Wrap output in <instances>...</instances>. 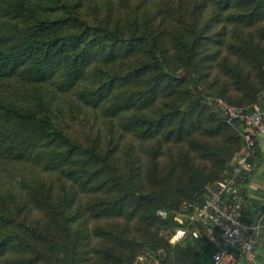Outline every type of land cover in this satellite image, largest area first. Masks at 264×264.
Here are the masks:
<instances>
[{
	"label": "trees",
	"instance_id": "16d2710c",
	"mask_svg": "<svg viewBox=\"0 0 264 264\" xmlns=\"http://www.w3.org/2000/svg\"><path fill=\"white\" fill-rule=\"evenodd\" d=\"M41 1L0 0V168L13 165L31 170L29 177L19 180L29 199H36L47 185L46 180L35 173L37 168L64 175L72 184L68 191L74 190V193H94L103 188L106 182L102 178L103 170L110 172L114 184L119 185L107 156L82 148L47 114H42L39 108L53 106V102L64 106L59 95H64L65 101L75 108L83 107L118 121L136 106L155 108L145 118L133 116L122 123L124 131L136 133L143 140L159 138L160 143L186 145L190 165L189 152L198 151L205 159L217 162L216 180L223 179L240 143L227 128L223 114L203 103L202 95L206 91L197 92L191 86L200 88L202 81L207 88L216 87L220 90L219 98L232 107H250L264 96V0H215L212 4L196 0L198 10L209 14L206 22L211 25L209 31L216 29L215 24L222 26L213 37L200 36V40L192 42L175 39V54L166 50L165 34L157 28L142 33L134 30L126 35L118 29L92 25L82 17L102 6L113 7L128 0H55L64 11L59 19L40 15L36 9ZM140 1L150 12L162 0ZM227 16H235V20L245 25L248 37L241 47L240 58L248 62V68L242 66L240 60L233 65L221 56ZM140 45L144 49L143 57L127 75L98 78L101 65L135 55ZM223 59L226 61L222 62ZM215 62L223 70L222 77L219 73L212 75L211 66ZM220 137L222 140H218ZM206 139H215L216 143L212 145ZM169 174L173 175L172 169ZM189 181L194 182L193 175L189 176ZM48 190L52 192L51 188ZM148 193L150 200L135 194V211H146L151 224L166 230L173 227L176 213L188 205L175 208L156 193ZM127 195L116 197L101 215L121 213ZM205 198L197 197V205L188 211L201 206ZM0 199L12 201L16 193L10 189L0 191ZM158 210L168 211L169 217L159 218ZM19 227L21 224L13 218L0 213V264L6 254L24 249V229L44 241L45 247L34 249L36 256L29 260L21 258L23 262L76 264L80 242L66 226L54 240L39 230ZM182 243L188 244L176 255L184 259L185 264H213L215 248L207 240ZM189 243L195 246L190 248ZM170 248L167 239L154 245L155 250L167 252L163 264H168L170 257L174 259L175 253L172 257ZM124 259L132 262L131 257Z\"/></svg>",
	"mask_w": 264,
	"mask_h": 264
},
{
	"label": "rangeland",
	"instance_id": "374dc122",
	"mask_svg": "<svg viewBox=\"0 0 264 264\" xmlns=\"http://www.w3.org/2000/svg\"><path fill=\"white\" fill-rule=\"evenodd\" d=\"M206 1L207 4L215 2ZM36 10L43 17L50 19H59L64 15L60 3L55 0H42ZM237 12L235 10L234 14ZM82 17L92 25L99 24L109 29H118L126 35L132 34L134 30L142 33L149 28H157L165 34L164 46L170 54L177 52L175 39L181 41L187 39L192 42L195 39L200 40V36L213 37L219 33L222 26L215 24L216 29L210 32L211 25L206 23L209 14L198 10L196 0H162L150 12L142 6L140 0H128L118 2L113 7L102 6L91 15ZM234 17H226L229 21L222 37L224 49L221 56L232 64L240 60L241 65L248 68V62L240 58L243 52L241 47L248 37L247 30L245 25L240 24ZM137 50L135 55L123 56L113 63L101 65L97 71L98 78L105 79L113 74L127 75L135 62L143 57V47L140 45ZM211 71L212 75L219 73L222 77L223 70L216 62L212 63ZM199 86L200 88L192 85L191 89L197 92L206 91V94L202 95L203 103L211 105L217 113L224 116L222 104H227L219 98L220 90L216 87L207 88L202 81ZM59 99L64 101V106L53 102V106L39 108L42 114H47L82 148L107 156L108 163L114 168L115 177L119 179V185L114 184L110 172L103 170L102 178L106 180L103 188L94 193H74V190L68 191L67 188L72 184L64 175L53 171L43 172L37 168L35 173H39L47 185L36 199H29L27 193L21 189L19 180L23 176L29 177L31 170L6 165L0 168V191L4 192L7 189L14 191L16 199L12 201L0 199V213L21 224L19 228L39 230L46 233L51 240L56 239L62 227L66 226L73 236H78L80 242L76 264H137L136 255L138 257L142 253L160 251L155 250L154 245L160 240L166 241V229L158 224H151L146 211H135V194L148 195V192L152 191L175 208L183 204L194 207L198 202L197 197L207 196L210 190L216 188L218 182L230 173L232 165L239 162L246 150L243 138L246 129L240 124L231 126L227 123V128L233 132V137L237 138L240 147L230 159L223 179L216 180L219 166L215 160L212 162L198 151H190V165L186 156L188 153L186 145L160 143L159 138L143 140L136 133L124 131L122 123H127L133 116L145 118L155 108L149 110L136 106L130 114L118 121L83 107L75 108L65 101L64 95H59ZM160 101L159 98L158 105ZM206 140L212 145L216 143L215 139ZM171 169L173 175L169 174ZM190 175H193L194 182L189 181ZM49 188L52 192H49ZM124 193L128 195L121 213L112 216L101 215L116 197H121ZM29 232L24 229L22 233L26 240L24 249L22 251L16 249L6 254L2 257L1 264H34L23 262L21 258L29 260L36 256L34 249L41 250L45 246L44 241L33 237ZM186 244L188 243L171 245V255L173 257L174 252L175 256L174 259L170 257L168 264H185L184 259L179 258L176 253L185 248ZM194 246L189 243L190 248ZM161 251L166 257L167 252L164 249ZM125 257H131L132 262L126 261ZM55 261L59 263L56 258Z\"/></svg>",
	"mask_w": 264,
	"mask_h": 264
},
{
	"label": "built area",
	"instance_id": "2783aa9c",
	"mask_svg": "<svg viewBox=\"0 0 264 264\" xmlns=\"http://www.w3.org/2000/svg\"><path fill=\"white\" fill-rule=\"evenodd\" d=\"M226 122L246 128L243 138L246 150L230 173L216 188L210 190L201 206H186L176 213L175 224L166 230V239L171 245L186 240H207L214 248L213 264H261L258 258L257 222L244 216V206L239 199V186L254 169L252 157L256 149L257 137L264 138V96L250 107H232L222 104ZM157 216L163 220L169 217L166 210H158ZM137 264H163L165 253L139 254Z\"/></svg>",
	"mask_w": 264,
	"mask_h": 264
},
{
	"label": "crops",
	"instance_id": "0c3cea01",
	"mask_svg": "<svg viewBox=\"0 0 264 264\" xmlns=\"http://www.w3.org/2000/svg\"><path fill=\"white\" fill-rule=\"evenodd\" d=\"M252 163L254 169L240 184L238 194L244 206L245 218L259 225L258 258L261 264H264V138L262 137H257ZM238 264L242 262L239 261Z\"/></svg>",
	"mask_w": 264,
	"mask_h": 264
},
{
	"label": "water",
	"instance_id": "95a60500",
	"mask_svg": "<svg viewBox=\"0 0 264 264\" xmlns=\"http://www.w3.org/2000/svg\"><path fill=\"white\" fill-rule=\"evenodd\" d=\"M143 199H145V200H150V197H149V195H145V196H141Z\"/></svg>",
	"mask_w": 264,
	"mask_h": 264
}]
</instances>
